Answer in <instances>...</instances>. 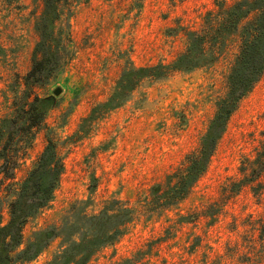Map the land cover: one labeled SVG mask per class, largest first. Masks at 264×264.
Wrapping results in <instances>:
<instances>
[{"label":"rangeland","instance_id":"obj_1","mask_svg":"<svg viewBox=\"0 0 264 264\" xmlns=\"http://www.w3.org/2000/svg\"><path fill=\"white\" fill-rule=\"evenodd\" d=\"M236 1L61 0L50 25L55 68L29 82L44 5L0 0V153L21 127L13 176L0 174L1 225L49 142L63 164L51 200L27 220L11 255L65 217L112 213L119 203L131 209L129 222L86 264H264V171L245 177L264 169V71L230 115L205 171L179 196L169 175L206 131L240 38L189 72L151 70L171 65L188 47V30ZM36 113L42 121L32 125ZM60 249L58 237L15 264H48Z\"/></svg>","mask_w":264,"mask_h":264},{"label":"trees","instance_id":"obj_2","mask_svg":"<svg viewBox=\"0 0 264 264\" xmlns=\"http://www.w3.org/2000/svg\"><path fill=\"white\" fill-rule=\"evenodd\" d=\"M40 1L44 10L38 22L39 40L26 76L29 82L45 80L50 71L54 70L55 60H58L50 25L59 18L58 4L61 0ZM235 36L240 38V45L227 73L226 91L218 99L216 111L198 146L185 155L182 167L169 175V186L170 180L176 178L175 195L186 193L205 171L230 115L264 71V0H237L228 7L209 12L201 29L187 31L188 47L184 53L171 65L151 67L155 77L159 76L162 68L189 72L216 60L228 40ZM35 99L40 100L39 97ZM34 116L36 120L31 123L38 125L42 121V114L36 113ZM14 128L16 130H11L0 153V174L6 178L13 176L17 165L19 149L13 145L21 142V127ZM62 170L63 164L55 146L49 142L16 197L10 202L8 222L0 223V264H15L17 259H32L58 237L61 238V249L48 264H86L96 251L113 243L122 234L131 217V209L116 201L118 206L112 213L104 208L97 214L78 220L65 217L61 225L49 226L37 232L25 248L11 255L22 241V229L27 220L51 200ZM262 171L264 169L257 173L256 168L251 169L245 177L252 174L254 178Z\"/></svg>","mask_w":264,"mask_h":264},{"label":"water","instance_id":"obj_3","mask_svg":"<svg viewBox=\"0 0 264 264\" xmlns=\"http://www.w3.org/2000/svg\"><path fill=\"white\" fill-rule=\"evenodd\" d=\"M59 92H60V88H56V89H54V91H53V93H54L55 95H57Z\"/></svg>","mask_w":264,"mask_h":264}]
</instances>
